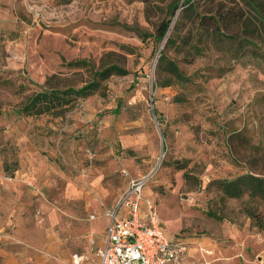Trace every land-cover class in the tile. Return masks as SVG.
<instances>
[{
    "label": "rangeland",
    "instance_id": "374dc122",
    "mask_svg": "<svg viewBox=\"0 0 264 264\" xmlns=\"http://www.w3.org/2000/svg\"><path fill=\"white\" fill-rule=\"evenodd\" d=\"M175 1L183 2L0 0V166L13 176L18 143L28 140L52 161L43 201L55 207L54 233L68 235V252L104 242L105 229L93 232L90 198L110 204L129 179L146 177V198L170 236L188 244V260L190 248L212 250L218 261L241 251L256 260L262 230L214 181L264 178V0H190L172 13ZM161 54L184 82L162 85ZM110 65L126 74L96 78L63 116L19 114L31 92L80 87ZM18 214L32 224L42 218L39 208Z\"/></svg>",
    "mask_w": 264,
    "mask_h": 264
},
{
    "label": "crops",
    "instance_id": "0c3cea01",
    "mask_svg": "<svg viewBox=\"0 0 264 264\" xmlns=\"http://www.w3.org/2000/svg\"><path fill=\"white\" fill-rule=\"evenodd\" d=\"M18 148L21 155L13 176H7L0 166V232L5 231L12 237V240L0 241V261L2 264H55L50 256L58 255L64 264H71L70 256L76 252H68L67 234L54 233L56 225H60V219H57L53 213L55 207L43 201V185L47 184L52 161L37 155L36 147L29 140L18 143ZM28 185L31 186L28 187ZM31 194L36 196L39 194V196L34 198ZM143 196H145L144 190ZM115 201L116 198L110 204H104L102 201L97 204L91 203L95 202L94 199H89L91 206L89 219L95 221L93 228L95 235L106 228L107 219L103 213L105 209L113 206ZM30 207L39 208L42 214L41 220H36L34 224L25 221L26 216L22 217L18 214V212L29 213ZM124 214L123 209L118 212L119 216ZM92 215L93 219L90 218ZM164 230L166 234L171 235L165 227ZM83 236L86 238L89 235ZM259 238L260 241L255 243V247L259 249L255 261H252L243 251L235 252L228 259L218 261L211 256L214 255L212 250L207 249L205 252L197 253L192 248H190V260H188V246H186L183 262L184 264H258L259 261L264 263V246H262L264 229L259 234ZM205 245L212 244L205 243ZM95 249L92 253H77L87 257L82 264H96Z\"/></svg>",
    "mask_w": 264,
    "mask_h": 264
},
{
    "label": "built area",
    "instance_id": "2783aa9c",
    "mask_svg": "<svg viewBox=\"0 0 264 264\" xmlns=\"http://www.w3.org/2000/svg\"><path fill=\"white\" fill-rule=\"evenodd\" d=\"M87 153L89 158L93 156L92 152ZM145 182L146 177L129 179L114 205L104 210L105 239L95 249L96 264H184L187 244L166 234L154 201L143 196ZM121 209L125 210L124 216L118 215ZM140 212L145 218H139ZM3 239L12 237L3 231L0 241ZM86 259L77 253L70 256L71 264H82Z\"/></svg>",
    "mask_w": 264,
    "mask_h": 264
},
{
    "label": "trees",
    "instance_id": "16d2710c",
    "mask_svg": "<svg viewBox=\"0 0 264 264\" xmlns=\"http://www.w3.org/2000/svg\"><path fill=\"white\" fill-rule=\"evenodd\" d=\"M172 13L178 7H184L188 9L191 4L190 0H183L181 4L178 1L170 4ZM170 19L167 21H161L156 27V39L161 40L166 36L169 29ZM170 39L167 38V43ZM71 65L83 64L82 61H76L70 63ZM158 66L160 71L167 74L169 81L163 83L166 85L174 82H184V76L179 70L177 65L167 59L165 55L161 54L158 58ZM111 74L124 75L126 71L116 65L106 66L100 70L92 72V80L88 83L81 85L80 87H69L66 89H40L28 94L24 101H22L18 107V112L24 117H38L40 115H48L52 117H61L70 109H72L76 103L89 95L94 89H96L98 83L96 78L105 79ZM218 190L221 196L226 200H240L241 208L243 212L249 217L252 222V226L257 230L264 229V210L257 211L252 208L249 203L259 202L264 206V178L252 174H244L232 179H219L215 180ZM209 216L216 219L223 218L216 212L209 211Z\"/></svg>",
    "mask_w": 264,
    "mask_h": 264
}]
</instances>
